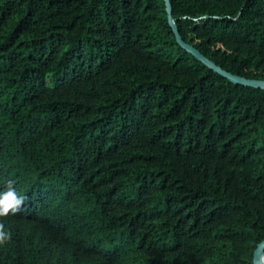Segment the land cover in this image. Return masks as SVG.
<instances>
[{
	"label": "trees",
	"instance_id": "1",
	"mask_svg": "<svg viewBox=\"0 0 264 264\" xmlns=\"http://www.w3.org/2000/svg\"><path fill=\"white\" fill-rule=\"evenodd\" d=\"M169 4L185 44L264 81V0ZM10 183L0 264H253L264 91L178 46L163 0H0Z\"/></svg>",
	"mask_w": 264,
	"mask_h": 264
},
{
	"label": "water",
	"instance_id": "2",
	"mask_svg": "<svg viewBox=\"0 0 264 264\" xmlns=\"http://www.w3.org/2000/svg\"><path fill=\"white\" fill-rule=\"evenodd\" d=\"M163 1L165 3V11L167 13L168 23L174 34V37H175V40L178 46H180L183 50L189 53L193 58H195L202 65L206 66L208 69L212 70L216 74H219L224 79H227L230 83L234 85H240L243 87H249V88L264 91V81L247 80L243 77L235 76L228 72H225L220 67L216 66L213 62L209 61L207 58L201 55L195 48H193L192 46L188 44H185L182 41L181 37L179 36V33L177 32V29L175 27L174 21L172 20L170 16L169 0H163ZM263 252H264V241L259 243L253 252V264H264Z\"/></svg>",
	"mask_w": 264,
	"mask_h": 264
},
{
	"label": "clouds",
	"instance_id": "3",
	"mask_svg": "<svg viewBox=\"0 0 264 264\" xmlns=\"http://www.w3.org/2000/svg\"><path fill=\"white\" fill-rule=\"evenodd\" d=\"M25 199L26 197L20 196L16 193L10 183L8 190L0 193V217L16 215L24 204ZM10 239V234L4 230V225L0 223V245L5 244Z\"/></svg>",
	"mask_w": 264,
	"mask_h": 264
}]
</instances>
